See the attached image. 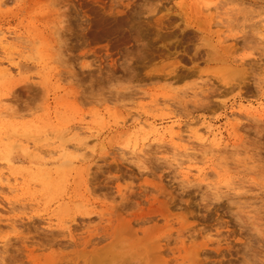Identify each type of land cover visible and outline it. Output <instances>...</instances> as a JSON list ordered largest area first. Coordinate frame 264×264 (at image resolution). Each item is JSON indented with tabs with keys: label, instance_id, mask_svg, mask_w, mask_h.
Here are the masks:
<instances>
[{
	"label": "rangeland",
	"instance_id": "374dc122",
	"mask_svg": "<svg viewBox=\"0 0 264 264\" xmlns=\"http://www.w3.org/2000/svg\"><path fill=\"white\" fill-rule=\"evenodd\" d=\"M1 32L0 264H264V0H0Z\"/></svg>",
	"mask_w": 264,
	"mask_h": 264
},
{
	"label": "bare ground",
	"instance_id": "6f19581e",
	"mask_svg": "<svg viewBox=\"0 0 264 264\" xmlns=\"http://www.w3.org/2000/svg\"><path fill=\"white\" fill-rule=\"evenodd\" d=\"M1 34H2V32H1ZM4 40H5V35H4V34L0 35V43H2ZM8 70H9V69H8ZM5 71H7V69H5ZM44 174H45V173H44ZM45 175H46V174H45ZM141 195H142V194H141ZM137 197H138V196H137ZM123 198H124V197H123ZM138 198H141V197H138ZM125 200H126V199H125ZM123 202H124V201H123ZM159 205H160V204H159ZM152 210H153V209H152ZM161 210H162V208H161ZM150 211H151V210H150ZM155 211H156V210H154V212H155ZM163 211H164V213H165V210H163ZM86 213H87V212H86ZM88 213H89V212H88ZM162 213H163V212H161V213H159V214H160V215H163ZM103 214H104V213H103ZM116 215H117V214H116ZM116 215H115V216H116ZM152 215H153V214H152ZM119 216L121 217V215H119ZM169 216H170V215H169ZM155 217H156V216H155ZM79 218H80V217H79ZM118 218H119V217H118ZM145 218H146V217H145ZM80 219H81V218H80ZM148 219H149V218H148ZM152 219H153V218H152ZM150 220H151V218H150ZM83 221H84V220H83ZM121 221H122V220H121ZM126 221H127V220H125V222H126ZM136 222H137V221H136ZM80 223H83V222H80ZM109 223H111V222H109ZM138 223H139V222H138ZM142 223H143V222H142ZM124 225H125V224H124ZM128 226H129V225H128ZM126 227H127V226H126ZM103 228H104V227H103ZM129 228H130V227H129ZM114 231H115V230H114ZM121 231H122V230H121ZM133 231H134V230H133ZM108 232H109V231H108ZM122 232H123V231H122ZM124 232H125V231H124ZM114 233H116V232H114ZM132 233H133V232H132ZM96 234H97V233H96ZM128 234H130V233H128ZM108 235H109V234H108ZM114 235H115V234H114ZM118 235H119V234H118ZM118 235H117V237H118ZM103 236H105L104 238H106L107 234H104ZM115 236H116V235H115ZM119 236H120V235H119ZM100 237H101V236H100ZM101 238H102V237H101ZM88 239H90V238H88ZM92 239H93V238H92ZM94 239H95V238H94ZM97 239H98V238H97ZM97 239H96V240H97ZM99 239H100V238H99ZM113 239H114V238H113ZM101 240H104V239H101ZM154 240H155V239H154ZM110 241H111V240H110ZM124 241H125V240H124ZM85 242H86V240H85ZM88 242H89V241H88ZM94 242H95V241H94ZM115 242H116V241H115ZM145 242H147V241H145ZM166 242H167V241H166ZM69 243H70V241H69ZM76 243H77V242H75L74 244H76ZM78 243H79V242H78ZM86 243H87V242H86ZM89 243H90V242H89ZM92 243H93V242H92ZM95 243H96V242H95ZM107 243H108V242H107ZM107 243H104V245L107 244ZM112 243H113V242H112ZM80 244H81V243H80ZM87 244H88V243H87ZM78 245H79V244H77V246H78ZM84 245H85V243H84ZM110 245H111V244H110V242H109V246H108V244L105 246V249L107 248V249H106L107 251H106V250L104 249V247L102 246V247H100V249L102 248V251L99 249V250L101 251L100 254L97 253V254H99V255H101V253H103V255L100 256V257H101V259H102V257L105 258V259L102 260V261L107 260V262H105V263H107V264H108V258L106 259V256H104V254H106V253L109 254V252H110V253H116V252H114V251H109L108 248L112 247V246H110ZM148 245H149V244H148ZM79 246H81V245H79ZM96 246H97V245H96ZM121 246H122V245H121ZM152 246H154V245H152ZM152 246H151V247H152ZM155 246H156V245H155ZM98 247H99V245H98ZM147 247H148V246H147ZM91 248H92V247H91ZM95 248H96V247H95ZM80 249H81V248H80ZM87 249H88V248H87ZM103 249H104V251H105L106 253H104ZM114 249H115V248H113L112 250H114ZM97 250H98V248H97ZM110 250H111V248H110ZM119 250H120V249H119ZM87 251H88V250H87ZM87 251H86V254H83V253H82V254L86 256L87 253H88ZM162 251H163V250H162ZM76 252H77V251H76ZM76 252H75V254H76ZM79 252H80V251H79ZM79 252H78V253H79ZM81 252H82V251H81ZM90 252H91V251H90ZM97 252H98V251H97ZM151 252H152V251H151ZM155 252H156V251H155ZM155 252H153V254H154ZM163 252H164V251H163ZM93 254H94V253H93ZM78 255H79V254H78ZM80 255H81V254H80ZM80 255H79V256H80ZM90 255H91V254H90ZM106 255H107V254H106ZM110 255H111V256H114V258H115V255H114V254H113V255L110 254ZM110 255H108V256H110ZM74 256H75V255H74ZM79 256H78V257H79ZM85 256H84V257H85ZM96 256H97V255H96ZM108 256H107V257H108ZM154 256H155V255H154ZM80 257H81V256H80ZM91 257H93V256H91ZM97 257H99V256H97ZM97 257H94V258L97 260V259H98ZM155 257H157V255H156ZM3 258H4V257H3ZM94 258H91V259H94ZM112 258H113V257H112ZM112 258H111V259H112ZM157 258H158V257H157ZM159 258H162V257L159 256ZM4 259H5V258H4ZM81 259H82V258H81ZM87 259H88V258H87ZM99 259H100V258H99ZM99 259H98L97 261H99ZM101 259H100V260H101ZM111 259H110V260H111ZM152 259H154V258L152 257ZM85 260H86V259H85ZM96 260H95V261H96ZM160 260H161V259H160ZM4 261H7V260H4ZM81 262H83V261H81ZM86 262L88 263V261H86ZM68 263H69V262H68ZM72 263H73V262H71L70 264H72ZM78 263H79V262H78ZM83 263H84V262H83ZM89 263H90V261H89ZM89 263H88V264H89ZM99 263H102V262H99ZM113 263H114V262H113ZM73 264H74V263H73ZM79 264H81V263H79ZM91 264H94V261H93V260H92ZM97 264H98V263H97ZM111 264H112V263H111Z\"/></svg>",
	"mask_w": 264,
	"mask_h": 264
}]
</instances>
